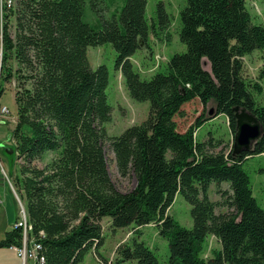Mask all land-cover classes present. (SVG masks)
Instances as JSON below:
<instances>
[{"label": "trees", "instance_id": "1", "mask_svg": "<svg viewBox=\"0 0 264 264\" xmlns=\"http://www.w3.org/2000/svg\"><path fill=\"white\" fill-rule=\"evenodd\" d=\"M85 0H2L0 95L14 83L16 104L12 130L19 176L14 178L24 202L28 238L40 245L41 264H78L103 243L101 220L113 229L131 226V243L119 246L120 264H160L136 237L152 224L168 242L165 264H264V209L253 196L243 161L264 153V105L253 97L243 75V57L264 49V27L252 21L245 0H186L180 11L179 39L186 50L174 53L164 71L140 77L130 58L149 34L166 28L167 14L158 4L159 24L148 23L146 0H125L117 14L96 27L82 18ZM110 43L117 55L128 94L149 102L139 124L108 136V71L92 69L88 46ZM253 89L261 91L258 84ZM198 99L214 115L223 113L232 133L233 107L251 112L262 134L251 148L213 151V139L197 141L194 131L211 118L201 113L185 131L174 117ZM114 153L118 173L135 180L119 190L111 179L105 144ZM228 182L231 211L215 213L207 197L210 184ZM190 205L192 227L180 225L167 209L176 194ZM213 235L220 248L202 257ZM21 229L12 227L0 248L20 245Z\"/></svg>", "mask_w": 264, "mask_h": 264}, {"label": "rangeland", "instance_id": "2", "mask_svg": "<svg viewBox=\"0 0 264 264\" xmlns=\"http://www.w3.org/2000/svg\"><path fill=\"white\" fill-rule=\"evenodd\" d=\"M0 0V7H1ZM125 0H85L82 18L84 21L96 27L101 26L102 18H110L117 14L124 5ZM161 3L168 21L166 28L157 30V35L149 34L147 44H141L140 48L131 56L130 60L134 68L143 79H149L154 73L164 71L168 59L174 53L184 52L186 45L179 39L181 27L180 11L186 5V0H146L145 16L149 24H159L158 4ZM246 9L251 15L252 21L264 27V0H245ZM2 22V18H1ZM116 51L110 43L98 46H88L87 58L92 69L99 64H104L108 71V84L106 87L107 101L111 106V119L104 124L108 136H117L125 128L139 124L146 119L149 112V102H138L130 98L124 79L119 70L115 68ZM243 75L249 84L253 97L259 105H264V49L254 50L243 57ZM258 84L261 91L253 89ZM3 91L0 95V106L6 107L9 113L0 117V239L5 232L10 230L15 222L20 220L21 211H25L24 202L21 199L14 183V178L19 176L18 164L15 161L14 142L12 130L15 125L16 104L14 101V83L2 84ZM212 110L213 116L208 112ZM214 102L207 103L202 108L198 99H192L183 105L181 113L174 117L177 129L185 131L201 113L211 117L205 120L194 131L197 141L213 139V143H219L213 151L223 149L227 153L233 148V133L231 132L227 117L220 113L214 115ZM108 170L115 186L121 191L131 190L135 180L130 175L122 177L118 173L113 151L108 143L105 144ZM247 173L253 196L261 208L264 209V153L247 157L242 165ZM232 191L228 182L216 184L212 182L207 191V197L215 203V213L231 211L229 201ZM167 214L172 216L180 225L191 228L192 218L190 205L181 194H176ZM27 220V216H26ZM103 230V243L95 251L89 250L78 264H118L119 246L131 243L133 231L131 226L113 229L109 225V218L101 220ZM143 241L155 253L160 264H165L168 259V242L158 233L157 227L146 224L140 227V234L136 237ZM220 248L218 240L213 235H208L203 244L201 256L209 257L213 249ZM0 264H21V259L7 247L0 248ZM120 264H136L134 260Z\"/></svg>", "mask_w": 264, "mask_h": 264}, {"label": "water", "instance_id": "3", "mask_svg": "<svg viewBox=\"0 0 264 264\" xmlns=\"http://www.w3.org/2000/svg\"><path fill=\"white\" fill-rule=\"evenodd\" d=\"M236 120L235 130L233 133V153L247 151L251 148L253 142L260 138L262 127L256 117L239 106L233 107ZM213 116L212 110L208 112Z\"/></svg>", "mask_w": 264, "mask_h": 264}, {"label": "built area", "instance_id": "4", "mask_svg": "<svg viewBox=\"0 0 264 264\" xmlns=\"http://www.w3.org/2000/svg\"><path fill=\"white\" fill-rule=\"evenodd\" d=\"M2 7V2H1ZM2 58V43H1V36H0V62ZM9 113L6 107L0 106V117L1 119ZM20 220L15 222L13 227L21 229V243L20 245H11L10 248L13 249L16 254L21 258L22 264H41L43 262V257L40 256L39 250L40 245L35 242L34 239L28 238V229L29 225L26 220V212L23 209L21 211Z\"/></svg>", "mask_w": 264, "mask_h": 264}, {"label": "crops", "instance_id": "5", "mask_svg": "<svg viewBox=\"0 0 264 264\" xmlns=\"http://www.w3.org/2000/svg\"><path fill=\"white\" fill-rule=\"evenodd\" d=\"M1 14H2V11H1V7H0V36H1ZM0 203H1V199H0ZM12 227H13V226H12ZM12 227H11V228H12ZM4 236H5V235H4ZM3 238H4V237H3ZM3 238H2V239H3ZM0 240H1V239H0ZM7 248L10 249L11 251H13V253H14V250L11 249L10 246H8ZM15 255H16L19 259H21V258L16 254V252H15ZM21 264H22V260H21Z\"/></svg>", "mask_w": 264, "mask_h": 264}]
</instances>
